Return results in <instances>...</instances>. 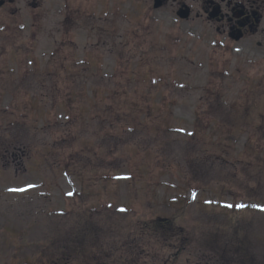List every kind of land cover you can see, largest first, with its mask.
<instances>
[{
	"label": "rangeland",
	"instance_id": "374dc122",
	"mask_svg": "<svg viewBox=\"0 0 264 264\" xmlns=\"http://www.w3.org/2000/svg\"><path fill=\"white\" fill-rule=\"evenodd\" d=\"M3 1L0 149L8 150L0 159V264L39 263L49 254L51 264H79L53 249L66 223L81 250V238L93 246L100 236L85 253L100 259L92 264H129L123 246L133 237L131 222L176 214L178 239L192 238L173 263L160 236L148 233L150 264H264V165L232 175L240 155L251 153L245 145L257 126L264 128V19L228 47L221 24L196 19L203 0H165L160 9L154 0ZM182 3L189 20L177 17ZM69 9L76 14L71 41L62 44L64 76L55 54ZM202 113L210 120L199 135ZM258 143L264 148V136ZM239 180L256 188L247 195L263 207L240 221L224 186ZM74 197L99 216L78 200L72 206Z\"/></svg>",
	"mask_w": 264,
	"mask_h": 264
},
{
	"label": "flooded vegetation",
	"instance_id": "af4514ba",
	"mask_svg": "<svg viewBox=\"0 0 264 264\" xmlns=\"http://www.w3.org/2000/svg\"><path fill=\"white\" fill-rule=\"evenodd\" d=\"M219 7L220 8V16L217 17L215 20L222 23L223 27H227L229 34L232 36L235 33H240L238 25L240 24V20L232 19V13L236 10L241 9L244 12L243 21L246 22L248 27H252V23L255 21V14L257 13L258 17L262 15L259 14L256 9L253 8L251 5L250 8H247L243 2L239 0H205L204 2V14H208L213 8ZM209 20V19H207ZM210 21V20H209ZM232 21L235 22L232 26ZM243 36V33H242Z\"/></svg>",
	"mask_w": 264,
	"mask_h": 264
},
{
	"label": "trees",
	"instance_id": "16d2710c",
	"mask_svg": "<svg viewBox=\"0 0 264 264\" xmlns=\"http://www.w3.org/2000/svg\"><path fill=\"white\" fill-rule=\"evenodd\" d=\"M236 196H239V195H236ZM240 196H241V194H240ZM184 240H186V239H184ZM74 248L77 249V246L75 245ZM174 256H178V254H174Z\"/></svg>",
	"mask_w": 264,
	"mask_h": 264
},
{
	"label": "water",
	"instance_id": "95a60500",
	"mask_svg": "<svg viewBox=\"0 0 264 264\" xmlns=\"http://www.w3.org/2000/svg\"><path fill=\"white\" fill-rule=\"evenodd\" d=\"M159 4H160V3H159ZM159 4H158V5H159ZM156 6H157V5H156Z\"/></svg>",
	"mask_w": 264,
	"mask_h": 264
}]
</instances>
